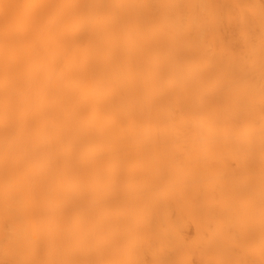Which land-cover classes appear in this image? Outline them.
<instances>
[{"label":"bare ground","instance_id":"1","mask_svg":"<svg viewBox=\"0 0 264 264\" xmlns=\"http://www.w3.org/2000/svg\"><path fill=\"white\" fill-rule=\"evenodd\" d=\"M0 264H264V0H0Z\"/></svg>","mask_w":264,"mask_h":264}]
</instances>
